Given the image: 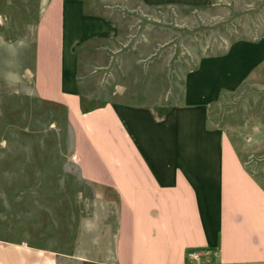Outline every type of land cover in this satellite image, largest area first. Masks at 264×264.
Here are the masks:
<instances>
[{"label": "rangeland", "instance_id": "1", "mask_svg": "<svg viewBox=\"0 0 264 264\" xmlns=\"http://www.w3.org/2000/svg\"><path fill=\"white\" fill-rule=\"evenodd\" d=\"M60 1L73 45L69 77L80 84L84 107L144 105L158 121L187 113L193 127L208 101L210 122L235 136L264 188V0ZM50 2L0 0V238L52 247L60 264H103L116 237V196L80 177L68 110L39 98L27 71ZM241 42L255 63L237 80L245 52L228 56ZM230 72L231 89L212 103L218 77ZM186 135L191 143L195 136Z\"/></svg>", "mask_w": 264, "mask_h": 264}, {"label": "crops", "instance_id": "2", "mask_svg": "<svg viewBox=\"0 0 264 264\" xmlns=\"http://www.w3.org/2000/svg\"><path fill=\"white\" fill-rule=\"evenodd\" d=\"M64 12L60 0L44 8L27 71L39 98L68 110L80 177L116 196V237L111 262L103 264H197L187 256L192 251L203 264H264V188L242 162L235 136L210 122V103H202L193 127L187 113L170 112L158 121L144 105L105 100L84 107L80 84L69 77L74 56ZM263 45L264 39L261 51ZM250 48L241 42L230 49V58L238 56V49L245 52L237 80L255 63V56L246 53ZM219 77L212 103L226 95L232 86L226 82L234 79L231 72ZM189 132L195 136L191 143ZM60 254L52 247L0 238V264H60Z\"/></svg>", "mask_w": 264, "mask_h": 264}, {"label": "built area", "instance_id": "3", "mask_svg": "<svg viewBox=\"0 0 264 264\" xmlns=\"http://www.w3.org/2000/svg\"><path fill=\"white\" fill-rule=\"evenodd\" d=\"M187 256H188L190 259H192L193 261L195 260V262L198 261V253L195 252V251L189 252V253L187 254Z\"/></svg>", "mask_w": 264, "mask_h": 264}]
</instances>
